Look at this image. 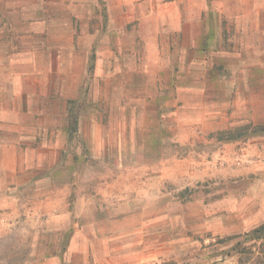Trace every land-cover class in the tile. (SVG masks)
<instances>
[{"label": "rangeland", "instance_id": "obj_1", "mask_svg": "<svg viewBox=\"0 0 264 264\" xmlns=\"http://www.w3.org/2000/svg\"><path fill=\"white\" fill-rule=\"evenodd\" d=\"M112 1L0 0L1 143H22L29 85L40 138L20 146L51 152L50 213L95 233L99 263L264 264L245 241L264 223V156L246 152H264V0H166L177 29L115 24Z\"/></svg>", "mask_w": 264, "mask_h": 264}, {"label": "crops", "instance_id": "obj_2", "mask_svg": "<svg viewBox=\"0 0 264 264\" xmlns=\"http://www.w3.org/2000/svg\"><path fill=\"white\" fill-rule=\"evenodd\" d=\"M114 2L115 0L109 5L111 15H116L117 8H119L117 15L124 14L125 16L124 21L111 18L115 24L138 21L141 26H144L152 22L158 27L172 28L175 26L174 28L177 29L183 20L184 13L180 7L175 6L174 1L168 3L169 1L166 0H118V4ZM67 14L71 15L70 9ZM25 30L27 34L22 37L21 40L25 41L21 44L38 45L39 27L36 29L33 25L30 27L26 25ZM68 30H71V26ZM6 42L7 39L0 37V45ZM64 43H66L65 38ZM67 44L70 45V39L67 40ZM23 81L25 82L24 74ZM25 91L27 99L23 101L22 116L24 118L21 123L23 133L18 135L22 142L20 144L40 138L37 132L25 131L30 128L29 126L35 125V122L28 119V116L32 115L30 112L32 103L28 98L34 93L29 85ZM1 141L5 139L0 135V170H4L0 176V252L3 253L5 249L11 248L15 262L7 257L1 258L0 264H98L97 256L91 251L94 247L89 246V244H94L93 242L91 244L89 239L93 238L95 233L90 230L75 229L72 226V219L68 221L69 218L63 214L52 215L50 213V208H55L56 205L46 203L53 198V195L48 190L49 188L44 186L45 181H42V178L39 179V175L45 167L42 166L41 161L51 152L42 147L38 154L32 156V151L25 150L20 144L8 145ZM235 147L237 146L231 145L225 149L224 156ZM247 151L254 154L258 152L260 156H264L263 151H255L252 146ZM7 156L15 159L11 166L6 161L11 158ZM35 156L37 161H33ZM39 207H42L46 213H50L48 219L41 220L40 215H43L44 211ZM60 222H64V226ZM38 224H42L43 227L40 228ZM262 225L264 223H261L259 227ZM19 241L26 244L25 251L17 247ZM106 264H113V261L108 259Z\"/></svg>", "mask_w": 264, "mask_h": 264}, {"label": "trees", "instance_id": "obj_3", "mask_svg": "<svg viewBox=\"0 0 264 264\" xmlns=\"http://www.w3.org/2000/svg\"><path fill=\"white\" fill-rule=\"evenodd\" d=\"M246 236H248L247 240H245L247 243L249 242V240H256V241L264 240V225L252 230L251 232L246 234ZM238 244H241V243H238ZM243 250L240 252L241 254H244Z\"/></svg>", "mask_w": 264, "mask_h": 264}]
</instances>
